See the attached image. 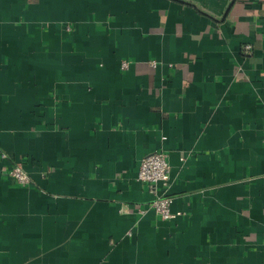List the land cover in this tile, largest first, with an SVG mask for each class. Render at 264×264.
I'll return each instance as SVG.
<instances>
[{
  "label": "crops",
  "instance_id": "crops-1",
  "mask_svg": "<svg viewBox=\"0 0 264 264\" xmlns=\"http://www.w3.org/2000/svg\"><path fill=\"white\" fill-rule=\"evenodd\" d=\"M0 264H264V0H0Z\"/></svg>",
  "mask_w": 264,
  "mask_h": 264
},
{
  "label": "built area",
  "instance_id": "built-area-1",
  "mask_svg": "<svg viewBox=\"0 0 264 264\" xmlns=\"http://www.w3.org/2000/svg\"><path fill=\"white\" fill-rule=\"evenodd\" d=\"M68 30H70L68 28ZM242 51L245 56H249L253 53V46L251 44H245L242 47ZM152 66L156 64L151 63ZM129 63L123 61L121 63L122 70L129 69ZM1 157L7 158L6 154H2ZM3 175L10 177L17 184L22 186H28L32 183L30 176L24 170L22 163L15 162L8 168H4ZM171 166L167 159V155L164 152H156L146 155L140 162L137 180L149 185L153 190L154 199L150 202L146 209L140 211L144 215L148 210L153 211L157 217L162 221H169L175 219L180 213H173L171 206L173 198L167 195V192L161 194L158 191V187L161 186L164 191H167L171 180Z\"/></svg>",
  "mask_w": 264,
  "mask_h": 264
},
{
  "label": "trees",
  "instance_id": "trees-1",
  "mask_svg": "<svg viewBox=\"0 0 264 264\" xmlns=\"http://www.w3.org/2000/svg\"><path fill=\"white\" fill-rule=\"evenodd\" d=\"M120 68H121V65H120ZM11 166V165H10Z\"/></svg>",
  "mask_w": 264,
  "mask_h": 264
}]
</instances>
